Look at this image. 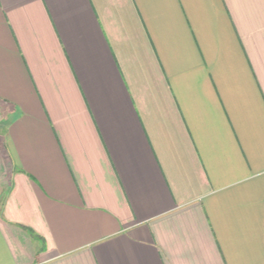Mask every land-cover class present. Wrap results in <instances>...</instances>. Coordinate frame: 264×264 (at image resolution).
Returning a JSON list of instances; mask_svg holds the SVG:
<instances>
[{
    "label": "crops",
    "instance_id": "1",
    "mask_svg": "<svg viewBox=\"0 0 264 264\" xmlns=\"http://www.w3.org/2000/svg\"><path fill=\"white\" fill-rule=\"evenodd\" d=\"M0 264H264V0H0Z\"/></svg>",
    "mask_w": 264,
    "mask_h": 264
},
{
    "label": "rangeland",
    "instance_id": "2",
    "mask_svg": "<svg viewBox=\"0 0 264 264\" xmlns=\"http://www.w3.org/2000/svg\"><path fill=\"white\" fill-rule=\"evenodd\" d=\"M0 193H1V191H0ZM0 197L2 198V195L0 194Z\"/></svg>",
    "mask_w": 264,
    "mask_h": 264
}]
</instances>
